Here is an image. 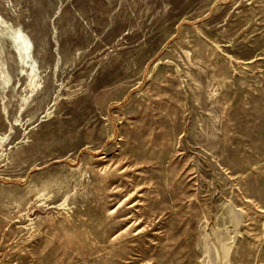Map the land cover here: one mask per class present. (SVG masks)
Masks as SVG:
<instances>
[{"label": "rangeland", "instance_id": "obj_1", "mask_svg": "<svg viewBox=\"0 0 264 264\" xmlns=\"http://www.w3.org/2000/svg\"><path fill=\"white\" fill-rule=\"evenodd\" d=\"M0 72V264H264V0H0Z\"/></svg>", "mask_w": 264, "mask_h": 264}, {"label": "bare ground", "instance_id": "obj_2", "mask_svg": "<svg viewBox=\"0 0 264 264\" xmlns=\"http://www.w3.org/2000/svg\"><path fill=\"white\" fill-rule=\"evenodd\" d=\"M11 29V27H10ZM9 43L14 46V53L21 71L19 77H24L28 84V88L32 93L41 87L40 73L37 68L36 60L32 56V42L29 37L18 28H12L8 32L6 38ZM0 84L9 86V76L6 72H0ZM0 144H2V137L0 136Z\"/></svg>", "mask_w": 264, "mask_h": 264}]
</instances>
